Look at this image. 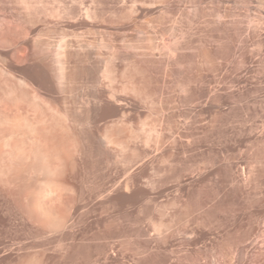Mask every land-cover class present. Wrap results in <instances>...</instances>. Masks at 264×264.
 Returning a JSON list of instances; mask_svg holds the SVG:
<instances>
[{
    "label": "rangeland",
    "instance_id": "1",
    "mask_svg": "<svg viewBox=\"0 0 264 264\" xmlns=\"http://www.w3.org/2000/svg\"><path fill=\"white\" fill-rule=\"evenodd\" d=\"M3 27L51 77L79 58L64 90L0 68V264H264V0H4Z\"/></svg>",
    "mask_w": 264,
    "mask_h": 264
},
{
    "label": "bare ground",
    "instance_id": "2",
    "mask_svg": "<svg viewBox=\"0 0 264 264\" xmlns=\"http://www.w3.org/2000/svg\"><path fill=\"white\" fill-rule=\"evenodd\" d=\"M229 2H232L233 0H228ZM0 2H4V0H0ZM94 11V10H93ZM87 12H91V9H88L87 8ZM97 11H95V13H96ZM73 43V42H72ZM48 44H50V43H48ZM85 45H86V43H84ZM80 47H82L81 45V42H80ZM52 46V45H51ZM72 44H69V43H66V42H63V43H61V44H58V48L59 49H57L56 51H57V55H59V57H58V61L60 62V64H59V66H58V68L55 70L56 72V74H55V76H54V74L52 75V77L50 76V74H49V72L51 71V68H50V71H48L49 69L48 68H46V67H48V65L47 64H49V63H47L46 62V57H48V56H46L45 58H43L41 55V57L39 58L38 56L36 57V56H34V54H33V49H35V48H33V45H32V42H31V40H30V38H28L27 36H25V35H21V33L20 32H18V30L16 31V29L14 30V29H10V27H6V28H2V29H0V52H2L7 58H8V63H3V62H1L0 61V68H2L3 70H8V72L10 73H12L13 74V72L14 73H16L17 71L19 72H21L22 74V76H21V78L22 79H24V80H27L28 78H32L33 80H35V81H37V82H40L42 85L41 86H44V88L46 87V89H48L47 88V84L49 85V86H53V87H49V89L50 88H55L56 89V86L57 87H60L61 88V90L64 88L65 89V84L66 83H68V81L72 78L71 77V74H73V72L71 73V68H72V63H74V62H76V60L77 59H75V57H78V56H75L74 57V51L72 50ZM54 47H56V45L54 46ZM84 47V46H83ZM82 47V48H83ZM157 47V45L154 43V47H153V49H155ZM50 48V47H49ZM85 48V47H84ZM35 52V51H34ZM78 53V52H77ZM80 53V52H79ZM35 54H37L36 52H35ZM120 54L122 55L123 54V57L125 56L126 58H127V54L126 53H124L123 51H121L120 52ZM151 55H155V53L154 52H151L150 53ZM17 55H20L21 56V60H22V63H24L25 64V66H22V65H24V64H22L21 66V68L20 67H18L19 68V70H18V68L15 66V64H14V60L16 59V57H17ZM45 55V54H44ZM48 55V54H47ZM76 55V54H75ZM129 57H131V58H133L134 60H136V61H139V62H144L145 61V54H143V53H141V54H139V53H134V54H130L129 55ZM79 58V57H78ZM249 56H247V53L246 52H244L243 53V61H245V62H247L248 60H249ZM48 60V59H47ZM44 61H45V64H44ZM47 63V64H46ZM78 62H76V64H77ZM72 64V65H71ZM17 65V64H16ZM79 65V64H78ZM77 66V65H76ZM75 67V66H74ZM73 67V68H74ZM76 68V67H75ZM48 69V70H47ZM47 72H48V77H46V75L45 74H47ZM53 72V71H52ZM54 73V72H53ZM35 78V79H34ZM49 78V79H48ZM159 78V77H158ZM157 78V79H158ZM30 80V79H29ZM28 81V80H27ZM71 81V80H70ZM69 81V82H70ZM158 82V81H157ZM25 83V82H24ZM69 84V83H68ZM67 84V85H68ZM40 85V84H39ZM197 85V84H196ZM65 86V87H64ZM63 89V90H64ZM58 91H60L59 89H58ZM108 91V90H107ZM13 92V91H12ZM61 92V91H60ZM101 92H102V90H101ZM100 92V93H101ZM113 93V92H112ZM111 93V94H112ZM10 94V93H9ZM114 94V93H113ZM98 95V94H97ZM198 95H199V97H203L204 95H208V96H211V90H209V89H207V90H205V91H200L199 93H198ZM98 98H99V100H100V102H101V104H102V107H103V109H104V113L105 114H109V115H111V114H113L114 112H120L121 110H123V111H121V112H124V109L127 107V100L124 98V97H122V96H120V95H117V94H114V95H109V94H107L106 93V91L105 92H102L99 96H98ZM228 100V98L226 97V96H222V95H219L218 96V101H222V102H225V101H227ZM219 104H221V103H219ZM96 107V106H95ZM2 110V109H1ZM3 112V111H2ZM2 112H1V114H2ZM10 113V112H9ZM6 114V113H5ZM91 115V114H90ZM92 116H93V114H92ZM70 118V117H69ZM3 119V118H2ZM0 120H1V117H0ZM7 120V119H6ZM93 120V119H92ZM45 121V120H44ZM75 121H76V119H75ZM1 122V121H0ZM4 122H6L5 120H4ZM11 122V121H10ZM9 123V122H8ZM14 123V122H13ZM13 123L11 124V125H13ZM42 123V122H41ZM75 124H76V122H74ZM1 124H3V123H1ZM5 124V123H4ZM27 124V123H26ZM29 124V123H28ZM27 124V125H28ZM40 124V123H39ZM58 124H60V123H58ZM57 124V125H58ZM10 125V126H11ZM18 125V124H17ZM27 125H25V127L27 126ZM2 126V125H1ZM13 126H15L16 127V124L14 123V125ZM29 126V125H28ZM27 126V127H28ZM33 126V125H32ZM12 128V127H11ZM34 128H37L38 129V127H34ZM13 129V128H12ZM46 129V128H45ZM28 130V129H27ZM26 129H25V131H27ZM35 129H31V131H34ZM39 130V129H38ZM151 131V133L153 134V135H156L157 133H158V128H157V126L155 125V126H153L151 129H150ZM37 131V130H36ZM44 131H46V130H44ZM49 131V130H48ZM48 131H46V132H48ZM14 132V131H13ZM38 132V131H37ZM15 133V132H14ZM23 133V132H22ZM25 133V132H24ZM27 133H29V134H31L30 132H27ZM32 133H34V132H32ZM38 133H42V132H38ZM11 134V133H10ZM44 134V133H43ZM24 135V134H23ZM26 135V134H25ZM28 135V134H27ZM33 135H35V134H33ZM40 135V134H39ZM11 136V135H10ZM7 137H9L8 135H7ZM7 137H6V140L8 141L9 139H7ZM40 137V136H39ZM41 137H42V135H41ZM10 138V137H9ZM34 138H36V139H40V138H38L37 137V135H36V137H34ZM4 139H5V137H4ZM33 139V138H32ZM31 139V140H32ZM42 139V138H41ZM34 140V142H37L38 143V141H40V140H38V141H35V139H33ZM4 140L2 139V141L0 140V148H1V150H0V153H1V151L3 150V149H5V147L7 146H9V144L10 143H7V141H4ZM46 144V143H45ZM5 145V146H4ZM37 145H42V144H37ZM36 145V146H37ZM45 145H43V147H44ZM4 147V148H3ZM7 147H6V149H7ZM11 147V146H10ZM8 148V149H13L14 150V147L12 148ZM40 147V146H39ZM3 148V149H2ZM15 148H19V147H15ZM41 148V147H40ZM16 150V149H15ZM18 150H20V149H18ZM13 152V151H12ZM50 186V185H49ZM49 188H51V186L49 187ZM49 190V189H48ZM49 192H51V193H53L52 192V190H50Z\"/></svg>",
    "mask_w": 264,
    "mask_h": 264
}]
</instances>
